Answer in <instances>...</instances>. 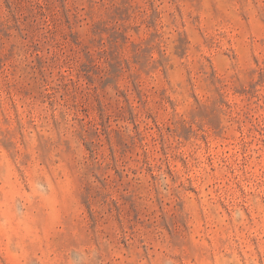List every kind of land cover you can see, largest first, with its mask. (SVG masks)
I'll return each mask as SVG.
<instances>
[{"label":"rangeland","instance_id":"rangeland-1","mask_svg":"<svg viewBox=\"0 0 264 264\" xmlns=\"http://www.w3.org/2000/svg\"><path fill=\"white\" fill-rule=\"evenodd\" d=\"M73 251L264 264V0H0V264Z\"/></svg>","mask_w":264,"mask_h":264},{"label":"clouds","instance_id":"clouds-1","mask_svg":"<svg viewBox=\"0 0 264 264\" xmlns=\"http://www.w3.org/2000/svg\"><path fill=\"white\" fill-rule=\"evenodd\" d=\"M20 51H24L27 55L34 59L37 67V74L43 76L44 65L46 64V60L44 57L47 54V49L43 48L41 43L27 40L26 43L23 44H10L8 46L7 52L3 55V59L11 60L17 56V53ZM118 157H116V160ZM112 169L116 172L115 179H119L121 181H126L119 171L116 168L115 160L112 163ZM149 172L151 169L148 170ZM156 177L152 176L151 180L153 181V186L155 190V181ZM34 180L32 183L30 181ZM64 187V178L62 172L59 168L57 169H47L45 174H41L35 178H29L24 182V188L29 192H34L36 194L35 199L39 202L40 209H44L46 211L47 201L49 197H56L63 190ZM68 264H83V257L80 256L78 251H73L68 260Z\"/></svg>","mask_w":264,"mask_h":264}]
</instances>
